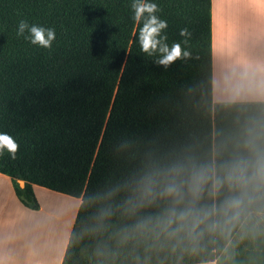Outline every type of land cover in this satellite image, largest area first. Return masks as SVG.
Instances as JSON below:
<instances>
[{
  "label": "trees",
  "instance_id": "16d2710c",
  "mask_svg": "<svg viewBox=\"0 0 264 264\" xmlns=\"http://www.w3.org/2000/svg\"><path fill=\"white\" fill-rule=\"evenodd\" d=\"M146 2L167 21L169 46L189 30L191 58L164 68L159 53H143L133 0H0V133L20 146L15 159L0 155V173L32 210L31 185L81 198L61 264L211 263L250 213L264 214L261 187L194 231L155 223L177 207L159 195L172 165L247 155L250 135L264 149V102L213 104L210 0ZM21 20L54 28L52 48L18 36ZM148 173L158 182L146 194ZM236 195L185 190L178 207L219 208Z\"/></svg>",
  "mask_w": 264,
  "mask_h": 264
},
{
  "label": "crops",
  "instance_id": "0c3cea01",
  "mask_svg": "<svg viewBox=\"0 0 264 264\" xmlns=\"http://www.w3.org/2000/svg\"><path fill=\"white\" fill-rule=\"evenodd\" d=\"M210 1L213 104L264 102V0ZM31 187L37 210L26 207L0 173V264L62 262L81 198ZM59 203L72 207L71 218L65 211L54 217ZM261 221L264 214L250 213L206 264H264V237L256 233Z\"/></svg>",
  "mask_w": 264,
  "mask_h": 264
},
{
  "label": "clouds",
  "instance_id": "9594fccd",
  "mask_svg": "<svg viewBox=\"0 0 264 264\" xmlns=\"http://www.w3.org/2000/svg\"><path fill=\"white\" fill-rule=\"evenodd\" d=\"M134 12V20L137 24L143 20L139 28L138 41L141 51L149 56L160 54L157 63L168 68L177 60L191 58L189 50L182 47L188 44L191 33L187 28L181 29L180 36L185 37L182 42L167 43L168 37L164 34L168 27L167 21L160 19L156 13L159 11L157 4L148 3L146 0H133L131 5ZM25 32L28 33L25 36ZM18 36H25L31 44L45 49H51L56 40L54 28H45L40 25L21 20L17 28ZM259 137L250 135L243 140L242 147L247 155H237L227 161L217 164L215 161L207 164L196 165L191 162H177L165 170L161 175L166 182L159 195L170 198L177 207L155 221L169 235H175L178 231L189 229L194 231L204 224L210 217L220 211L224 213H238L245 199H251V193L264 187V149L258 143ZM18 142L7 133H0V155L6 150L11 158L15 159L19 150ZM157 176L148 173L141 177V191L148 194L152 192V186L157 183ZM225 185L238 195L224 201L219 208L213 206L206 209L192 207H178L184 202L185 190L193 199H199L207 187L211 197L217 196ZM153 223L149 218L145 224ZM173 225H176L173 228Z\"/></svg>",
  "mask_w": 264,
  "mask_h": 264
},
{
  "label": "rangeland",
  "instance_id": "374dc122",
  "mask_svg": "<svg viewBox=\"0 0 264 264\" xmlns=\"http://www.w3.org/2000/svg\"><path fill=\"white\" fill-rule=\"evenodd\" d=\"M264 50V49H263ZM260 52H262V50H260ZM216 86H217V88H218V86H219V82L217 81V84H216ZM219 88H221L220 86H219ZM219 90V89H218ZM215 105H217V104H215ZM60 204V203H59ZM70 207V206H69ZM54 209H56V210H53L54 212H51V213H53V215H54V217H57V215H59V213H61V211H63L62 209H60L59 208V205H57V208H54ZM58 211H60V212H58ZM66 212V211H65ZM73 212V211H72ZM71 217V216H70ZM261 223H263V224H259L258 226H257V230H256V233H257V235H259L260 237H264V221H261Z\"/></svg>",
  "mask_w": 264,
  "mask_h": 264
},
{
  "label": "bare ground",
  "instance_id": "6f19581e",
  "mask_svg": "<svg viewBox=\"0 0 264 264\" xmlns=\"http://www.w3.org/2000/svg\"><path fill=\"white\" fill-rule=\"evenodd\" d=\"M58 205H59L60 209H62L63 211H66V213L69 215V217L72 215V211H73L72 207H69V206H67V205H65L63 203L62 204H58Z\"/></svg>",
  "mask_w": 264,
  "mask_h": 264
},
{
  "label": "water",
  "instance_id": "95a60500",
  "mask_svg": "<svg viewBox=\"0 0 264 264\" xmlns=\"http://www.w3.org/2000/svg\"><path fill=\"white\" fill-rule=\"evenodd\" d=\"M18 184H19V186H20V188H23L24 187V182L23 181H18Z\"/></svg>",
  "mask_w": 264,
  "mask_h": 264
}]
</instances>
